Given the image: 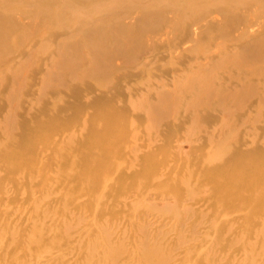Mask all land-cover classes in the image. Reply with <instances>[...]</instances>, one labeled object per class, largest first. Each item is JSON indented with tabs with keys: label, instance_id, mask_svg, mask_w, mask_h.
Here are the masks:
<instances>
[{
	"label": "rangeland",
	"instance_id": "374dc122",
	"mask_svg": "<svg viewBox=\"0 0 264 264\" xmlns=\"http://www.w3.org/2000/svg\"><path fill=\"white\" fill-rule=\"evenodd\" d=\"M35 3L39 8L24 14L28 4L0 0V22L5 9L19 8L8 18L21 30L0 54V230L25 236L40 222L37 209L51 210L41 222L52 240L25 247L7 237L12 243L0 250V264H264L255 232L264 185L242 184L222 206L210 185L199 189L190 179L227 141V166L240 155L264 157V59L257 69L236 62L264 36V17L243 39L240 28L225 24L219 0H207L208 13L190 23L184 11L154 12L149 0H122L126 7L78 0L61 13ZM98 50L113 53L114 80L97 78ZM209 74L212 96L198 84L186 87L189 78ZM165 94L174 104L160 117L148 107ZM110 115L122 123L117 152L90 153L101 176L85 168L79 177L63 174L58 144L105 130ZM49 121L65 128L44 133L50 143L37 144L34 176L13 175L8 154L19 147L26 155L34 145L24 139L26 126Z\"/></svg>",
	"mask_w": 264,
	"mask_h": 264
},
{
	"label": "bare ground",
	"instance_id": "6f19581e",
	"mask_svg": "<svg viewBox=\"0 0 264 264\" xmlns=\"http://www.w3.org/2000/svg\"><path fill=\"white\" fill-rule=\"evenodd\" d=\"M17 1H19L20 3L24 2L28 4V6H22L20 8L23 9L24 14H27L28 12L25 10H29L30 13L34 12V8L32 6L37 5L35 3L36 0ZM39 1L43 3L40 9H43L46 12L55 11L56 13H61L64 9H75L79 6V4L76 3L78 2V0H69V4H65V2H67L65 0ZM219 1L225 3V7L223 9V13L226 16L224 20L226 22L225 24L228 27L231 26V30L240 28L241 30L238 32V36L240 38L244 39L249 37L251 27H253L254 24L261 22V19L264 17V0ZM121 2L122 0H117V5L119 7H126L122 6ZM138 2L139 1H137V3ZM149 3L154 12H165L167 9H171L174 10L176 15H178L179 12L184 11L185 17H183V22L189 23L192 19L195 20L197 19V17L208 13V8H211V6H209L210 3L207 4V0H149ZM138 4L142 5L141 3ZM37 6V8H39V5ZM130 7L137 8L139 7V5ZM16 9L19 8L9 7L3 11V16L6 20L2 19V21L0 22V54L6 52L3 45H5V47H8L9 44L15 41V37L21 33V30L13 29L17 26V22L13 19V17L8 18V13L14 15ZM4 12L6 13V15ZM214 15L217 16L216 14ZM261 23L263 24V22ZM9 25L13 26V28H11ZM95 53L96 57L94 58V63L99 68L97 78L99 79L100 83H106L110 80H114V74H116V71L112 68L114 59H110L113 56V53H109V51H104L103 53H101L99 50ZM4 55L6 56V54ZM236 56L240 58V61H236L239 64L246 63V65H248L249 67H256V69L260 68V62H257V59H264V36L260 35L254 43L248 44L247 47H245L241 55ZM210 76L211 75L209 74L198 78H189V81H187L185 85L186 87H192L195 84H198L203 93H205L207 96H212L214 91L210 89ZM208 99V97L203 99L198 98L194 103L201 104L204 102H209ZM172 104H174V99L171 98V95L165 94L162 96L159 104H155V106L151 107L149 106L150 108L148 107V110H151L153 113L160 117H165L167 110L171 109ZM155 111L160 113V115ZM101 117H103V113H101ZM121 126L122 123L118 121V118L115 115H110L109 117H107V125L105 130H92V132L86 131L79 136L77 135L76 139L72 140L71 142H69V140H65L62 144H58L62 163L61 172L63 174H67V176H69V173H72V175L75 174L79 177L83 174L81 170L85 168L88 171V174L95 175L99 178L101 176V172L98 171L101 168V163L95 161L90 153L101 151L104 153L105 151L106 153H110V151L116 153L118 143H120L119 133ZM49 127L50 129H56L55 127L65 128L63 126H55L52 121L37 122L34 123L33 126H26V129L24 131V139L27 140V144H29V142H32L34 145L27 147L29 148V150L26 155L20 153V150L18 149L19 147L13 154L11 152L8 154L9 158L6 160V163L9 171L13 175L19 172H23L27 174L28 177L34 176L36 170L34 156L37 152V144L42 143L44 145H47L50 143L49 135L44 134ZM230 149L231 146L229 145L228 141L224 145L215 147L211 154L206 155L205 158H203V162L200 165L201 169L198 172L196 171L194 173L193 178H190L194 181V186L198 187L199 189H202V186L205 187V185L207 184V186L210 185L209 192L211 191L212 194L223 196L222 199L220 198V201H215L222 206H225L228 202V200L226 199H231V195H234L231 194L233 191L240 190L242 188V184H245L250 188H255V190H258L261 186L264 185V157L253 158L249 155H240L234 166H227L224 162V156L230 151ZM72 154L74 158H72ZM88 154L89 157H87ZM77 159L82 168L76 170L75 161ZM27 167L29 169H27ZM30 169H32V171H30ZM204 173H207L206 177L210 178L206 179L208 181L205 182H203V179H205ZM89 182L99 184V181L97 182L95 179L91 178ZM77 188H79V186L76 187V189ZM199 189H195V191L197 193H200ZM97 201H100V199H97ZM240 202L241 204H245L244 202L246 201ZM258 203V208L260 212L262 211L263 216L262 219L257 218L262 223L261 225H259L260 222L256 221V225L259 226L255 231L258 235V241L256 242V252L262 253L261 260H263L264 262V194L262 196L261 202L259 201ZM223 209L225 210V208ZM50 213L51 210L39 211L37 209V220L40 222L39 224L34 225L32 229L28 231L29 233L25 234V236L23 235L24 233H22V230H18V228H7L4 230H0V250L7 249V245H10L12 243L8 240L9 238H7L10 236V239L15 242V246H17L22 239L24 241L25 247H32L45 240H52L51 233L49 231H45V225H43V223L41 222L42 218L44 216L47 218ZM254 228L255 226H253V229ZM4 239L6 241H4ZM252 241L253 239L251 240L249 238L247 243L249 249L250 247L253 248L255 245V242L252 243ZM6 242H8V244H6ZM5 256L6 255L2 256V258Z\"/></svg>",
	"mask_w": 264,
	"mask_h": 264
}]
</instances>
